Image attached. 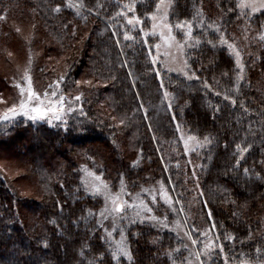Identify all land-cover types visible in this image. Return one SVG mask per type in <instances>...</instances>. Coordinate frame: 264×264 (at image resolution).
<instances>
[{
  "label": "trees",
  "instance_id": "1",
  "mask_svg": "<svg viewBox=\"0 0 264 264\" xmlns=\"http://www.w3.org/2000/svg\"><path fill=\"white\" fill-rule=\"evenodd\" d=\"M157 2L0 0V52L5 60L12 55L1 41L19 35L18 26L23 45L33 43L40 51L34 67L37 81L46 91L66 96L73 109L67 112V125L21 117L0 123V160L13 161L17 169L9 175L0 168V264H117L112 253L121 240L119 229L101 240L105 232L97 222L103 202L85 191L82 165L102 173L112 191L120 189L123 174L130 195L151 203L145 190L163 185L177 199L171 207L150 204L157 218L167 217L170 231L148 224L125 230L132 259L120 257L118 264L196 260L176 231L178 224L187 225L200 251L207 240L194 229L211 234L215 245L223 243L229 264H264V11L248 18L240 13L238 0H173L170 24L188 21L194 29L185 42L183 32L173 27L194 75L187 79L157 71L139 29L127 25L133 13L121 15L125 5L134 6L135 15L144 19ZM201 23L220 32L201 31ZM143 29L149 32L150 20L144 19ZM125 32L131 40L123 39ZM247 34L253 41L238 79L235 58L220 46V36L231 43ZM148 43L152 46L154 38L149 36ZM8 72L0 74V94L8 89ZM176 123L211 143L186 154ZM244 149L249 150L237 167L238 152ZM24 178L30 181V192L18 184ZM228 237L235 239L229 243ZM210 256L202 255L204 264H223L218 251Z\"/></svg>",
  "mask_w": 264,
  "mask_h": 264
},
{
  "label": "snow or ice",
  "instance_id": "2",
  "mask_svg": "<svg viewBox=\"0 0 264 264\" xmlns=\"http://www.w3.org/2000/svg\"><path fill=\"white\" fill-rule=\"evenodd\" d=\"M162 5H164V0H158V2L156 3V12L157 13H159L163 10ZM124 7L127 11L122 12L121 15L127 16V13H129V12L133 13L132 17L127 19V25L131 26V28L133 30H135L137 28L139 29V31L143 37V47L145 48V50H147L149 52V54H151L152 46L149 45V43H148V37L149 36H155L156 35V29L158 27L167 29V31L169 33V35L167 37L164 36V33L162 31L160 32V36L162 38H164L165 40H174L175 39V37H173L171 35L173 27H175L176 29L181 30L183 32V35L185 37V42H188L192 39L193 30H194L192 23L188 22V21L177 22L175 25L166 23L165 21L168 20V16H169V13L166 10L163 12V15H161V16H157L156 14H149L144 18V19L153 21L152 31L151 32H145L143 29L144 19H141L140 16L135 15V7L134 6L128 7L127 5H125ZM237 7L239 8L240 13L242 15H247L248 18H250L251 14H256L258 12L264 11V0H259V3H257V0H240ZM245 9H250L251 12L245 13ZM55 11H57V12L60 11V5L59 4L56 6ZM197 15H199V13H197ZM157 20L160 21L159 24L156 23ZM199 28L201 31H203L205 28H208L213 32H216V33L220 32L219 27H214L211 24L205 25L204 23H201L199 25ZM113 37L116 38V43L119 44V42H120L119 41V34L115 31H113ZM261 38L264 39V37H261ZM123 39L125 41H128V40H131L132 37H130L127 34V32H125ZM194 43H195V45L199 46L201 41L196 40ZM207 43L211 47H216V45L213 44L212 41H208ZM220 46L221 47L226 46L227 49L230 50V52H234V54H235L234 63L236 65V68L241 73V75L238 77V79H242L243 78L242 73H243L244 65L242 63L240 53L238 51H235L233 48V45L228 43L227 40L222 35L220 36ZM156 47H158V45ZM181 48H183V45H181ZM152 63L156 64L157 61L153 60ZM157 75L159 76V72H157ZM25 79L27 80V88H25L24 86H22L20 84H17L16 87H18L20 89V92L22 95L25 92L27 93L26 99H24V98L21 99L20 104H19V108H17L16 106H13V107L9 108L6 113H4L3 115H0V121H10V120H14L17 116H24L32 122L46 120L49 125H52L54 121L59 122V123L64 124V125H67L68 122L63 119V115L65 114L64 113L65 97L61 95V96H59L58 100L57 99H50V100H48V102L46 104L45 100H42L40 95L37 94L35 91H33L30 77L26 76ZM61 79H63V78H61ZM58 86H59V81L56 83V87H58ZM49 87L51 88L52 85H50ZM161 87H163L162 82H161ZM47 95L48 94L46 92L45 96H47ZM165 95H167V93H165ZM216 95H219V93H216ZM51 96L53 98L57 97V92L52 91ZM224 98L228 99L227 96ZM75 100L79 101L80 97L79 96L75 97ZM231 103L233 105H235L236 101L232 100ZM68 111L71 112V111H73V109L69 108ZM81 111H82V109H81ZM173 120L175 121V114H173ZM65 130H67L66 127H65ZM176 130L178 133H180L182 131L179 123H176ZM181 138H183V136H181ZM189 142H193L195 144V148H193V150H196L197 148L207 147V145L211 143V141L209 140L208 137H205L204 142L201 143L197 140V138L195 136L189 135V136H187V139L184 141L186 153H187L188 148H189ZM236 148H237V150H239L240 145H236ZM248 150L249 149H244L243 152H238V155L241 157V159L237 160V162H236L237 167L242 162L244 152H247ZM201 167H202V165H201ZM84 171H85V177H86V179L84 180L85 191L88 192L90 195H93V196L103 195L104 200H105V208L102 209L101 212L99 213V219L97 222V227L100 229H103L105 232V236H102L101 240L104 241V240H106V238L110 239L112 237L113 233L116 232L117 229L119 228L121 240L119 243H117L116 251L112 253L113 260L116 261L117 264L120 260V257H124L129 262H131V259H132L131 253L127 248V238L125 235V230L128 227H130L132 225H136V224H139V225L148 224L154 228H160L162 230H167V231L171 230V229H169V226H168L167 217H165L164 220H160L155 215L151 214L152 209L144 201H140L139 204H136L135 202H133L132 204H128L127 201H124L121 199L122 195H124V196L130 195L129 193H127L125 191L123 174H121V178H120V184H121L120 193H118L117 195H112V193L109 190V185L107 183H105L102 179V173H101V175H95L94 173L89 172L87 170H84ZM247 171L248 170L245 169V172H247ZM193 174L195 175V169H193ZM61 188H63V185H61ZM161 194H162V198L165 200V203L171 204V200L164 193L163 185H161ZM201 195H202V193H201ZM135 199L136 198H134V200ZM155 201H156V196L153 195L152 196V202L155 203ZM204 203H205V205L207 204L206 201ZM109 204L111 205V207H108ZM58 207H60V209L63 210V205H60L58 203ZM128 208L138 209L139 211H137L133 217H128V216L124 215V213L127 211ZM173 211L175 212V209H173ZM88 215L91 216L94 214L89 212ZM207 215H208L209 220H211L212 213L210 210L208 211ZM109 216H111L112 220H113V229L111 232H109L106 228H104L103 223H102V221L107 219ZM117 219H119L121 224H123V222L125 220H127L128 224L123 225V227H120L116 223ZM215 227H216L215 221H212V228L215 229ZM193 231L196 234H198L199 236L204 237L205 240H207V243L203 244L206 252L209 249H211L214 252L218 251L221 254L223 264H229L230 258L227 254L224 253V244L223 243H219L218 245H215L212 242V238L208 236L207 232L199 233L198 230H195V229ZM133 235H137V234H133ZM188 238L191 240L192 245H194V246L197 245V243H198L197 239H192L191 236H189ZM216 239L219 240V234L216 235ZM234 239H235L234 237H228L227 238L229 243H231ZM185 249H187V245H185ZM180 251H181L180 248L175 249L176 253H179ZM257 253H258V255L260 254V249H257ZM190 255H191V253H190ZM195 255L197 257V260L199 261V264H204V261L199 260L200 253L197 252V253H195ZM207 259H213V257L208 256Z\"/></svg>",
  "mask_w": 264,
  "mask_h": 264
},
{
  "label": "rangeland",
  "instance_id": "3",
  "mask_svg": "<svg viewBox=\"0 0 264 264\" xmlns=\"http://www.w3.org/2000/svg\"><path fill=\"white\" fill-rule=\"evenodd\" d=\"M238 2H240V0H238ZM172 3H173V0H164V5H162L163 10L161 12L157 13L156 9H155L153 14H156L157 16H161V15H163V12L165 10L168 13H170V10L172 8ZM257 3H259V0H257ZM245 11L247 13L251 12L250 9H245ZM251 15H254V14H251ZM165 22L170 24L169 16H168V20ZM152 23H153V21L150 20L149 32L152 31ZM156 23L159 24L160 21L157 20ZM15 29L17 30L19 35L14 36L9 41L3 40V39L1 41L2 45H5V43H7L9 45V52H11L10 54L12 55V60L6 61L5 58L3 57L2 53L0 52V74L4 75L9 70H11L8 72V79H7L8 80V86H7L8 89L3 90L4 92L2 94H0V115H3L4 113H6L7 110L13 106H16L17 108H19V104H20L21 99L22 98L26 99L27 93L25 92L22 95L20 92V89L18 87H16L17 84H20V85L24 86L25 88H27V80L25 79L26 76L30 77V79H31L33 91H35L37 94H39L41 99L45 100L46 104H47L48 100H50V99H57L58 100V98H59V96L53 98L51 96V93L46 91L43 88V86H41V84L37 81L35 74H34V67L37 64L38 56H40V51H38L34 47L33 43L26 42V44L23 45L22 38H21L22 30L18 26H15ZM23 29L25 31L27 29V26H24ZM161 31L164 33L165 37H167L169 35L166 28H159L158 27L156 29V35L151 36L152 38H154V43L152 45V51H151V60L157 61L156 64H153L154 67L156 68L157 71H159V69H162V70H165L169 73L177 74V75L183 76L187 79H192L194 77V75L188 71V67H187V63H186V59H185L183 41H180L176 37L173 30H172L171 35L173 37H175V39L174 40H165L164 38H162L160 36ZM261 33H262L261 35H264V28L261 31ZM256 35L257 34L255 33V37H256ZM248 36H249L248 34H247V36L246 35L235 36L233 41L230 43L233 45L234 50L238 51L240 53L241 60H243V57L244 58L247 57L249 45L253 41L252 39H249ZM257 37H260V36L257 35ZM157 45H158V47H156ZM181 45H183V48H181ZM230 53L235 58L234 52H230ZM242 63H243V61H242ZM46 92L48 94L47 96H45ZM62 96H64V95H62ZM64 97H65V102H64V113L65 114L63 115V119L65 120L67 117V112H68V109L70 108V106L68 105L69 103H67V101L69 102V100L67 99L66 96H64ZM19 117L23 118L24 120L30 121L28 118H26L24 116H17L16 118H19ZM10 121H12V120H10ZM4 122H8V121H0V123H4ZM40 122H46L47 123L46 120H41ZM54 123H57V122L54 121L53 124ZM178 134H179V138L181 140L182 146H183V150L186 153L184 141L187 139V136H189V134L183 130ZM181 136H183V138H181ZM198 141L203 143L200 140H198ZM193 148H195V144L193 142H189V148H188V151L186 154H190L193 151H196V150H193ZM13 167H16V165L13 161L7 160V159H1L0 160V168H2V170L6 174L14 175L16 173L17 169H15ZM84 170L92 172L95 175H99L90 167H88L86 165H82L81 166V180L83 182V185H84V180L86 179ZM103 181L105 183H107L104 179H103ZM18 184L21 186V188L24 191L30 192V181L29 180H27L25 178L20 179L18 181ZM109 190L112 193V195H117L118 193H120V189L117 191H112L109 187ZM163 190H164V193L167 195V197L171 200V204L165 203V200L162 198L161 185H159L157 187H151L150 189H146L145 192H146V195L152 204H153V202H152V196L153 195L156 196V201H155L156 204L160 203V204H163L165 207H171L173 201H176V203H177V199L175 198L174 195L172 197L170 195V193L164 187H163ZM125 191L127 192L126 189H125ZM98 196H100L102 199V202H103V208L102 209H104L105 208L104 197H103V195H98ZM134 198H136V199L134 200ZM121 199L124 201H127L128 204H132L133 202H135L136 204H139L140 201H144L149 207L151 204V203L146 202L139 195H135V194L128 195V196L122 195ZM108 207H111V205L109 204ZM137 211H139V210L133 209V208H128L127 211L124 213V215H126L128 217H133ZM151 214L155 215V213L153 211ZM125 221H127V220H125ZM102 222L104 223V225L106 226L108 231L111 232L113 229L112 217L109 216L107 219L103 220ZM116 223L119 226L121 225L119 219H117ZM175 229L179 233V235L184 237L185 242L189 245V247L193 250L194 253H197V252L200 253V257H199L200 261H203L202 255H205L206 258L208 255L210 256V253L212 252L211 249H209L206 252L204 249V246H202V251H200V250H198L197 245H195V246L192 245L191 240L188 238L189 236H191V234L189 232L187 225L182 226V224H178V225H176ZM209 237H211L213 240V237L211 234L209 235ZM204 243H207V241H205ZM194 257H196V255H194ZM196 260L191 258V260L188 261V263L189 264H196ZM233 264H235V263H233ZM236 264H244V263H236Z\"/></svg>",
  "mask_w": 264,
  "mask_h": 264
}]
</instances>
